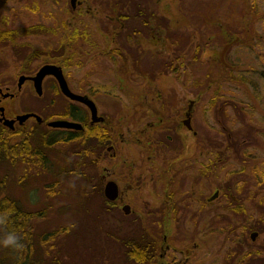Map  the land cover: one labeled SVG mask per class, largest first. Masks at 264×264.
Listing matches in <instances>:
<instances>
[{"label":"rangeland","instance_id":"rangeland-1","mask_svg":"<svg viewBox=\"0 0 264 264\" xmlns=\"http://www.w3.org/2000/svg\"><path fill=\"white\" fill-rule=\"evenodd\" d=\"M252 6L250 0H76L74 8L72 0H0V89L14 94L1 104L6 116L33 112L45 121L63 117L71 104L52 77L46 78L42 96L31 80L18 87L22 75L35 76L46 64L61 66L75 91L82 93L90 84L99 113L115 127L121 159L142 170L150 164L161 169H150L149 176L169 169L181 186L196 181L205 208L199 223L195 219L197 227L178 217L162 227L161 217L150 209L162 195L147 182L137 194L135 214L108 212L99 175L104 165L116 164L112 153L101 150L106 160L99 163L95 149L83 155L81 139L61 141L60 130L38 125L34 118L13 130L0 122L2 140L15 145L29 137L42 153L29 156L20 150V155L0 158V210L3 199H10L23 212L17 232L0 221V258L24 261L29 255L35 264H141L131 252L141 237L168 235L181 249L199 244L193 264H264V181L254 173L256 166L264 168V6L261 14ZM42 28L45 32H35ZM26 29L35 33L27 35ZM237 36L240 41L226 56L234 67L227 69L220 57ZM138 46L145 54L135 69L131 60ZM176 57L184 64L180 75L171 68L157 75L164 64L172 67ZM138 74L159 80L148 85ZM174 88L185 104L200 97L192 122L196 136L178 125L174 142L168 140L155 156L150 148L119 139V133L125 141L140 137L148 122L157 120L155 93ZM188 142L195 144L189 148ZM150 155L155 162L148 160ZM178 190L188 197L193 189ZM253 233H258L254 240ZM9 236L27 245V254L22 245L12 253L15 242L5 243Z\"/></svg>","mask_w":264,"mask_h":264},{"label":"flooded vegetation","instance_id":"flooded-vegetation-1","mask_svg":"<svg viewBox=\"0 0 264 264\" xmlns=\"http://www.w3.org/2000/svg\"><path fill=\"white\" fill-rule=\"evenodd\" d=\"M73 7L75 8V4H73ZM113 20H115L114 22H116L119 19L116 17ZM120 25L122 26L123 24ZM141 32L142 31H135L133 33L134 35H137V34H141ZM197 37L198 40L200 41L201 36H197ZM238 41H240V38L237 36L235 40H233L230 43H227L225 47L229 45V48L227 51H225V54H223L225 47L223 48L220 61L223 65H225L227 69L234 67V65L229 64L226 60V56L228 54L227 52H229V50L233 46V43H237ZM137 49L138 51L134 53L133 59L131 60L132 63L131 65L135 69H138L137 66L142 65L141 57L142 59H144L143 55L145 54L141 46H138ZM120 51H121L120 49L119 50L116 49V52L119 53L116 54L119 55L120 58H122L123 53ZM223 56H224V60H223ZM172 62H173L172 67H169V63H166V65L164 64L163 65L164 70L161 71L160 69V72H158L157 75L159 74L164 75L170 68L172 74L180 75V69L184 66V64L181 62L179 57H176V59H174V61ZM47 77H52L53 79H55L57 89H59L62 95H64L70 101L71 104L70 108L66 111V114L62 115L63 117H59L57 119H66L74 122H79L83 125V129L77 130V129H69V128H55L48 125V123L52 120L45 121V119L42 117L43 120L39 122L36 118L32 117L37 121V124L41 126L43 124H46L48 128H52L54 130L57 129L60 130L59 135L67 136L71 138L70 141L81 139L82 144L85 147L82 151L83 155L86 153H90V151L95 149L98 153V156L95 159L96 162L104 163V161L106 160V156L103 155L101 152V150L103 149L104 150L106 149L107 153H112L110 154L112 157L114 156V158H117V162L115 165H110L109 167L104 165L103 173L99 175V182H100L99 187L101 188L100 193H101V198H103L104 200L106 211L112 213L115 210L116 211L118 210L123 212L124 215L126 216L135 214L137 210L135 206V204L137 203L136 200L137 194L142 190V188L145 187V185H147L148 182L153 192H156L157 195L159 194L162 195L161 203L156 204L154 206L152 205L150 206L152 214L154 212H157L158 217L159 216L161 217L160 221L162 223V227H165L164 225L169 221L170 217L173 220H175L176 217H178L179 219L182 218L187 223L194 222L195 227L198 226L197 224L199 223L201 209H205V208H203V206L201 205L202 200L200 197V189L196 190V188L198 187V184L195 183L196 181L194 182L191 181V183L189 184L188 181L187 183H183V186H181V183L179 181L180 179L177 178L176 174L174 175L169 174L168 173L169 169H166V171H164L165 173L162 172H158L156 174L152 173V175L149 176L148 173L146 172H148L150 169L151 170L154 169L156 171L161 169L157 168L155 164L154 165L150 164L148 166H144L145 168L144 170H142L141 166L137 167L135 163L129 164L128 160L121 159L122 157L119 152L120 143L118 142L117 135L114 132L115 127L112 125L110 126L106 125L107 124L106 116L99 113V107L97 105V102L95 101L96 99L95 92L92 91L93 89H91L90 84L84 87L85 90L82 93H80L75 91L71 87L67 77L65 76L68 86L72 92L84 96L89 100L95 102L98 109V115L104 117L103 122H93L91 109L86 103L71 99L70 97L66 96L62 92L58 80L51 75ZM136 77L142 79L143 81L148 83V85L150 82L159 80V77L153 78L151 76L152 77L151 78L149 75H145V74L142 75L138 74V76ZM46 78L44 79V82ZM44 82H43V89H44ZM176 90L177 89L174 88V92L170 91L167 93L168 95L164 93L163 94L155 93V96H153L152 101L159 103V109H157L158 112H156L158 113L156 114L157 120L148 122V127L143 128L141 130L140 137L136 139L129 138L127 139V141H125V138L122 135V133H119V139L122 142H126L127 144L134 143L138 146H142L145 149L150 148L152 150V151L150 150V152H152L153 156H155L159 149H163L164 146L170 143L169 141L174 142L176 138L175 137V133L177 130L176 128L178 125H182L184 128H186L188 133L191 132L193 133L194 136H196L198 132H196L192 122L195 117L196 105L199 102L198 99H200V97L198 95V99L195 97L188 99L187 103L185 104L186 99L184 95L178 94L177 97L175 94ZM9 94H13V93H9ZM4 95L5 94L2 92V89H0V98H1L0 106L4 99L9 98V96L5 97ZM169 97L170 100L168 99ZM138 99L140 101L144 98L138 97ZM175 100L178 101V103L176 104L169 103L170 101L171 103H174ZM143 102L145 103V101ZM180 103L181 105H179ZM79 107L82 108L81 112H80L81 109L79 110ZM170 109L173 110V112H171ZM84 111L86 112V114L83 113ZM170 113H174L175 116ZM17 123L19 122L16 121L15 126ZM164 134L167 135V140L164 139ZM57 139H60V137H58ZM89 143H91L90 146ZM180 144H181L180 149L184 151L185 150L184 143H180ZM194 144L195 143L188 142L187 147L189 146V148H192ZM182 150L181 152L183 153ZM153 156L150 155L148 158V160L152 163L155 162V160H153L154 159ZM110 183H114L116 188L115 190H117L115 199H111L107 195V188ZM176 183L177 186L175 187ZM159 186H162L163 190L160 191L158 189ZM182 187H186L188 188V190L189 188L193 189L191 192L188 191L189 193L188 197L187 196L185 197V194L182 193H180L181 195L178 194L179 191L178 189L179 188L182 189ZM180 192H182V190H180ZM219 192L216 193L213 197L209 198L208 202L210 203L217 200L220 194ZM231 197H233V195H231ZM212 213H214V211ZM193 214H195L196 216ZM195 219L198 221V223L195 222ZM141 240L142 241H140L139 245L134 244L135 246H137L136 248L132 249L134 252L131 251L133 254H135L133 255L135 259L136 257L140 258V261H142L141 264H193L192 263L193 258L196 257L194 252L197 251V249L199 248V244L194 242L188 244L189 246H187L186 249L178 248L170 243L172 239L170 240L168 235H163L161 237L152 236V237H148L147 239L141 237ZM178 240H180L181 242L183 241L188 243L190 240H193V238H187V239L181 238ZM136 254H140V256ZM24 256L26 260H24L22 264H35V262L32 263L31 261L30 262L28 261L29 255L27 256L24 255ZM200 261L202 260H197L198 263L196 262V264H199Z\"/></svg>","mask_w":264,"mask_h":264},{"label":"water","instance_id":"water-1","mask_svg":"<svg viewBox=\"0 0 264 264\" xmlns=\"http://www.w3.org/2000/svg\"><path fill=\"white\" fill-rule=\"evenodd\" d=\"M72 3L75 4L76 0H72ZM228 48H229V45H227L225 47L223 54H225V51H227ZM223 60H224V56H223ZM50 75L54 76L58 80L60 88L66 96L70 97L71 99L78 100L80 102H84L90 107L91 112H92L93 122H103L104 121V117H101L98 115V109H97L95 102H93L92 100H89L88 98H86L84 96L78 95V94L71 91V89L68 86L66 77L64 75L63 68L61 66L56 65V64L44 65L43 67L40 68V70L37 72V74L35 76H32V77L22 75L19 78L18 87H19V89H21L23 84L27 80H32L34 82V87H35L37 94L39 96H42L43 92H44V89H43L44 79ZM4 96L5 97L13 96V94L8 93V94H5ZM0 101H1V98H0ZM0 114H1L0 122H2L5 126L9 127L10 129L15 128L16 121H18L20 125H23L28 119H30L32 117L36 118L39 122H41L43 120L42 117L36 113H27V114L19 115L16 119H9L6 117L5 108L2 106H0ZM48 125L51 127H55V128H69V129H77V130L83 129V125L81 123L66 120V119L52 120L48 123ZM115 189H116L115 184L110 183L108 188H107V195L109 198H111V199L116 198L117 190H115ZM257 235H258V233L252 234L253 240L256 239Z\"/></svg>","mask_w":264,"mask_h":264},{"label":"trees","instance_id":"trees-1","mask_svg":"<svg viewBox=\"0 0 264 264\" xmlns=\"http://www.w3.org/2000/svg\"><path fill=\"white\" fill-rule=\"evenodd\" d=\"M250 1H251V4L253 5L252 6L253 9L256 11L255 12L256 14L263 13L264 0H250ZM262 17H264V15H262ZM45 30L46 29L42 28L40 31H35V32L41 33V32H45ZM25 31H26L27 35H28L29 31L32 33H35L34 30H32V29H26ZM0 36H4V35L2 33H0ZM14 36L15 35H11L10 38L14 39ZM31 133H33V132H31ZM63 137L64 138H62V139L60 138L61 141H64V142L68 141L69 142L71 140V138H69L67 136H63ZM20 150L25 152V154H27L29 156L30 155H33V156H35V155L41 156L42 155L40 148L33 145L31 140L29 139V137L22 140L21 143H17L15 145L9 143L6 139L2 140V138H0V158L2 156L5 157L6 155L8 157H13V155H16V154L20 155L21 154ZM254 173L257 176L261 177V180L264 181V168L262 166H258V167L256 166L254 168ZM0 197H1V195H0ZM3 200H5V201L3 202V208L0 210V221L7 224L8 231H10V232L16 231L17 232V230L19 231V228H20L18 226V225H20L18 223V219L21 217V214L23 215V212H21L19 209L15 208V204L13 203L12 200H10V199L9 200L3 199ZM8 216H10V220L7 219ZM22 225L24 227V223ZM19 243H20V240L18 239V237H16L15 238V244H14L15 250H13L11 252L14 254H17V251L20 250V246L22 245L24 252H25L24 254H27L26 253L28 251V249L26 248L27 245H23V244H19ZM22 262H23V260L19 257H17L16 259H13L12 261H8V259L0 258V264H22Z\"/></svg>","mask_w":264,"mask_h":264},{"label":"clouds","instance_id":"clouds-1","mask_svg":"<svg viewBox=\"0 0 264 264\" xmlns=\"http://www.w3.org/2000/svg\"><path fill=\"white\" fill-rule=\"evenodd\" d=\"M15 242V237L14 236H9L7 240L5 241L6 244H12Z\"/></svg>","mask_w":264,"mask_h":264}]
</instances>
